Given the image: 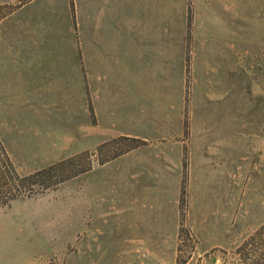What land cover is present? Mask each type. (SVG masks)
Masks as SVG:
<instances>
[{
  "label": "rangeland",
  "instance_id": "rangeland-1",
  "mask_svg": "<svg viewBox=\"0 0 264 264\" xmlns=\"http://www.w3.org/2000/svg\"><path fill=\"white\" fill-rule=\"evenodd\" d=\"M0 264H264V0H0Z\"/></svg>",
  "mask_w": 264,
  "mask_h": 264
}]
</instances>
